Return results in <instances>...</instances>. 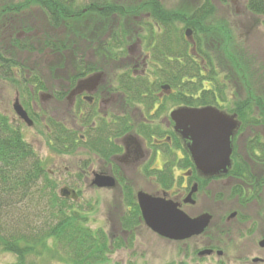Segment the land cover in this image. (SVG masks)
I'll return each instance as SVG.
<instances>
[{
	"label": "trees",
	"instance_id": "16d2710c",
	"mask_svg": "<svg viewBox=\"0 0 264 264\" xmlns=\"http://www.w3.org/2000/svg\"><path fill=\"white\" fill-rule=\"evenodd\" d=\"M32 4L51 14L44 24L45 29L66 28L65 32H36V26L30 24L27 15L19 20L22 23L15 24ZM247 7L257 15H264V0H248ZM133 9L136 17L150 13L151 23L145 18L134 20L136 29L146 28L139 34H104L101 52L104 60L118 59L120 90L126 93L128 102L142 101L141 94L149 90L147 81L133 79L127 71L128 47L137 39H142L148 47L153 46L155 58L163 66L161 73L158 71L159 80L163 79L164 85L178 91L183 103L190 107H206L216 102L209 82H214L224 101L223 82L216 71L220 61L222 65L225 58L230 60L239 75H242L243 61H255L254 57L241 53L233 55L226 51V56L219 54L231 45L232 35L226 31V24L217 19V7L212 0H204L187 11L168 10L159 0H136L132 6L129 0H119L110 3L109 9L99 11L95 7L88 11L96 14L103 28L113 27L110 16L118 14L119 26L114 27L124 30L132 21ZM82 12L79 0H8L0 5V80H8L18 89L27 110L32 109V88L48 90L46 74L64 76V52L68 46L83 43L86 37H91L80 32ZM181 24L183 29L179 32ZM154 26L159 31H155ZM188 28L193 30L196 52L203 63L197 61L193 45L185 36ZM55 53L59 55L58 60L50 62ZM180 58L182 62H179ZM80 59H75L74 66L78 71L85 67ZM251 85L255 87L253 83ZM131 93L140 95L133 97ZM254 106L251 101L247 104V108ZM124 124L128 125L121 122L120 130ZM66 136L65 128L56 131L52 148L59 154L69 152L65 147L69 140ZM100 148L98 143L92 149ZM122 205L123 210L118 207L116 211L117 234L92 229L82 201L60 196L58 181L51 177L45 162L25 140L21 127L0 110V247L3 252L15 256L16 261L10 264H40L52 248L67 264H110L116 250L133 246L134 232L144 224L136 196L130 188H125Z\"/></svg>",
	"mask_w": 264,
	"mask_h": 264
},
{
	"label": "flooded vegetation",
	"instance_id": "af4514ba",
	"mask_svg": "<svg viewBox=\"0 0 264 264\" xmlns=\"http://www.w3.org/2000/svg\"><path fill=\"white\" fill-rule=\"evenodd\" d=\"M83 1H85L81 20L83 27L80 32L91 37H86L83 43L68 46L67 52H64V76H51V81L46 82L48 90H33L32 88L34 97L31 101L32 109L25 108L22 96L17 99L33 121L31 127L47 120L49 124L45 125L46 136L55 154L60 157L72 155L84 148L94 155L95 162L99 165L97 171L93 170L92 163L89 162L84 163L79 169L65 166L66 172L63 176L62 168L58 164L52 169L46 167V170L52 178L62 176L73 180L90 179L86 185L92 188L119 189L122 204L125 188L133 190L134 178L141 177L144 181H152L157 184V190L151 193L139 192L172 200L193 218L205 213L212 215V222L206 231L193 238L204 240L198 255L205 249H211L213 253L207 255L208 258L216 256L222 258L229 244L223 239L232 237L236 233L232 230L234 218L229 219V217L236 213L237 221L242 226L250 227L248 224L251 221L246 212L261 206L264 202V49H261L258 58L254 57L255 61L242 62L244 66L241 70L242 75L235 71L230 60L225 58L222 65L220 61V67L216 71L223 82L224 101L214 82L208 83L216 97V102L208 106L216 107L233 117L237 126L231 135L230 164L225 169L220 168L214 173H205L197 166L191 155L190 141L183 138L181 131L175 128L176 125L170 116L172 111L190 106L183 103L182 95L178 91L174 92L172 88L169 91L163 90L165 86L163 79L158 84L151 78L156 66L160 73L163 69L162 64L155 58L153 46L148 47L142 39H137L135 41L139 44L142 54H133V46L128 47L127 71L131 72L133 79L145 80L149 85V90L141 94L143 100L140 102H128L126 93L120 90L118 59L104 60L102 57L104 34L115 36L120 33H142L146 28L136 29L134 20L145 18L150 22L151 14H141L136 17L133 9L131 11L132 21L124 30L114 27V25L119 26V15L112 14L110 19L113 27L103 28L96 14L89 12L88 9L96 7L99 11H103L105 8L109 9L110 3L119 0ZM129 1L132 6L136 0ZM247 2L248 0H246V5ZM232 3L236 5L237 0H232ZM39 11L46 24L51 14L41 8ZM248 11L252 15H257L249 9ZM237 12H239L238 7ZM65 30L66 28L47 27L40 32L55 33L65 32ZM154 30L159 31V28L155 27ZM35 31L38 32L37 29ZM194 54L197 61L203 63L201 55L196 51ZM77 57L81 58L80 60L85 64V67L79 71L74 66ZM51 58L50 62H56L59 58L58 53L53 54ZM181 60L182 58L179 62H182ZM249 72L255 76H248ZM96 74H102L97 85L89 83L81 90L77 89L81 81ZM253 81L256 84L255 92H252L253 85L248 86ZM139 95L140 93L130 94L133 97ZM45 100L64 104V122L56 120L53 116L45 117L41 110L36 109V106L39 107ZM250 101L254 102L255 106L247 108ZM12 120L18 125L26 123L17 115L12 117ZM121 122L128 124H124L123 130H120ZM60 128H65L67 135L65 139H69L66 140L65 145L69 152L64 154H59L52 148L56 131ZM98 143H100V150H93L94 144ZM96 174L112 177L115 180V186L99 188L94 185ZM65 186L78 193V201L82 199L81 193L75 189V186L72 184ZM193 187H196V192L193 195L194 203L192 204L187 202V198ZM133 193L137 199L134 190ZM210 199L215 203L225 202L229 209L225 214L227 216L216 223L213 222L214 215L208 211L192 215L185 210L195 207L202 200L210 201ZM255 233L256 230L251 235L254 236ZM259 238L258 244L264 240V234H261ZM259 247V250L264 252L260 244ZM220 251L223 252L221 255H219ZM253 262L264 264V259L255 258Z\"/></svg>",
	"mask_w": 264,
	"mask_h": 264
},
{
	"label": "rangeland",
	"instance_id": "374dc122",
	"mask_svg": "<svg viewBox=\"0 0 264 264\" xmlns=\"http://www.w3.org/2000/svg\"><path fill=\"white\" fill-rule=\"evenodd\" d=\"M23 0H14L20 2ZM204 0H161L162 5L168 10L187 11L202 4ZM8 0H0V5H4ZM217 7V19L226 24V31L232 35V43L229 47L220 50L219 54L226 56L225 52L233 55L241 53L249 58H258L261 49H264V16H257L248 13L246 0H237L234 5L232 0H212ZM82 7L85 6V1L79 0ZM29 11L22 13L20 17H16L15 24H20V19L25 15L29 18L31 25H35L38 31L45 29L44 17L39 14L40 8L32 4ZM237 7L239 12H237ZM46 25V24H45ZM43 26L44 29L41 28ZM20 30V28H18ZM183 29V25H179V32ZM42 32V31H41ZM46 32V31H45ZM133 54H142V50L136 41H131ZM234 52V53H233ZM225 53V54H224ZM244 56V57H245ZM52 59V58H51ZM51 61V60H50ZM49 63V60H48ZM159 69L156 66L153 81L160 83ZM236 71V70H235ZM221 72V71H220ZM64 72H62V75ZM250 77L255 74L248 73ZM53 76V75H52ZM56 76V75H55ZM51 75H45V81L50 82ZM50 80V81H49ZM252 92L256 91V84ZM208 84V83H207ZM206 84V85H207ZM251 85V83H250ZM208 86V85H207ZM21 95L18 89L8 80H0V110L9 114L14 118L16 113L13 105L16 99ZM36 109L45 114V117L55 118L60 122H64L65 110L63 103H55L53 101H43ZM47 120L28 126L26 123L19 124L23 132L25 140L30 143L37 151L41 159L45 161L48 169H52L54 165H59L62 168V176L66 172L67 167H75L79 169L84 163H92L93 170L97 171L98 163L95 162L94 155L86 149H81L72 155L55 154L48 144L46 136ZM49 124V123H48ZM57 176L54 179L58 181V192L65 185H73L75 189L81 193V201L87 209L89 217V225L92 229H105L109 234L118 233L117 209L123 210L121 203L122 195L119 189H97L86 185L90 179L73 180L70 177ZM61 177V178H60ZM93 178V177H92ZM150 183V184H149ZM132 187L137 194L139 191L152 192L157 190L156 183L143 180L141 177H136L132 181ZM189 214L196 215L204 211H208L214 215L213 222L216 223L219 219L225 218L228 206L225 202L215 203L212 199L202 200L195 207L185 209ZM250 219V227L242 226L237 218H232V230L236 233L232 237L224 238V242H229L226 246L225 254L222 258L207 256L200 257L198 251L201 249L203 239L192 238L186 241L177 242L160 237L152 232L145 224H141L134 232V243L131 248H121L111 255L110 264H256L253 262L255 258L264 259V252L259 250L258 241L260 235L264 234V202L259 207H254L246 212ZM114 227V230H113ZM256 230L255 235L253 231ZM52 248L46 252L45 258L40 261V264H67L61 261L60 257ZM16 261L15 256L5 253L0 247V264H10Z\"/></svg>",
	"mask_w": 264,
	"mask_h": 264
},
{
	"label": "water",
	"instance_id": "95a60500",
	"mask_svg": "<svg viewBox=\"0 0 264 264\" xmlns=\"http://www.w3.org/2000/svg\"><path fill=\"white\" fill-rule=\"evenodd\" d=\"M187 40L193 45L192 51H196V42L193 30L185 31ZM102 74H96L79 83L77 89H82L89 83L97 85ZM163 90H171L169 85L163 86ZM16 115L27 123L33 124L27 111L17 99L13 105ZM175 123V128L181 131L184 139L189 140L191 155L197 166L205 173H214L218 169H225L230 164L232 147L231 135L237 126L233 117L225 114L216 107H183L170 114ZM93 184L99 188H113L115 180L110 176L96 174ZM196 187H193L187 198V202L194 203L193 195ZM62 198L78 201V193L65 186L60 189ZM137 201L141 210L145 225L155 234L171 241H185L202 235L212 222V215L202 214L191 217L179 208V205L165 197L153 196L145 192L137 194ZM233 213L229 219L235 218ZM260 246L264 248V240ZM213 253L211 249H205L199 253L200 257ZM223 252L220 251L219 255Z\"/></svg>",
	"mask_w": 264,
	"mask_h": 264
}]
</instances>
